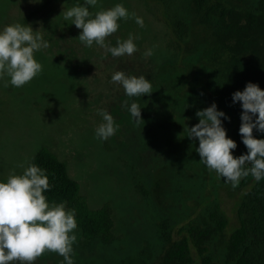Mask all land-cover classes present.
Here are the masks:
<instances>
[{
  "label": "rangeland",
  "instance_id": "obj_1",
  "mask_svg": "<svg viewBox=\"0 0 264 264\" xmlns=\"http://www.w3.org/2000/svg\"><path fill=\"white\" fill-rule=\"evenodd\" d=\"M47 1L27 24L34 31L40 29L50 44L35 53L42 71L19 88L5 86L7 77L0 79V180L13 170L21 173L46 146L67 163L70 176L81 184L92 208L112 205L117 242L109 246L96 243L91 250H83L81 232L76 228L74 264H122V259L140 248L144 240L160 244L155 224L161 211L135 192L131 179L141 174L148 186L151 174L159 169L175 174V214H191L190 219H194L219 206L230 221L227 231L236 228L238 204L252 185L242 187L243 178L233 188L214 171L209 172L195 151L198 140L187 138L184 132L185 126L191 128L199 122L197 111L215 103L214 92L201 86L206 82L201 76L206 62H196V56L191 59L194 66L186 67L183 61L189 57L177 47L178 39L172 31L177 20L189 22V0H97V5L89 9L93 14L123 3L144 19L143 27L133 19L121 20L118 30L106 38L111 46L129 34L135 38L137 51L116 58L95 46H83L77 39L81 30L60 16L64 6L83 0H0V27L22 23ZM251 1L257 9L262 0ZM192 29L202 38V27ZM148 49L152 54L145 57ZM163 63L176 66L174 76L180 84H159L149 101L155 107L152 123H134L121 106L127 97L122 87L110 82L111 74L123 71L153 79ZM97 109H106L119 125L107 141L94 135L101 122ZM184 223L180 222L176 230ZM62 260L55 252L46 251L35 264H62Z\"/></svg>",
  "mask_w": 264,
  "mask_h": 264
},
{
  "label": "trees",
  "instance_id": "obj_2",
  "mask_svg": "<svg viewBox=\"0 0 264 264\" xmlns=\"http://www.w3.org/2000/svg\"><path fill=\"white\" fill-rule=\"evenodd\" d=\"M47 3L29 13L22 23L28 24ZM251 3V0H189V22L177 20L172 29L178 39L177 47L189 57L183 61L186 67L194 66L191 59L196 56V62H206L201 71L206 82L201 86L214 92L213 101L218 110L230 118L223 120V126L228 138L237 144L232 150L235 157L246 154L247 148L239 134L243 109L240 102L233 104L232 94L243 91L248 82L264 90V0L257 9ZM196 26L203 28L202 38L194 34L192 28ZM174 68L173 63L161 65L157 76L149 79L152 91L159 84H180ZM151 95L134 98L142 108L139 123H152L155 107L149 102ZM128 117L136 123L129 112ZM253 135L264 139V134L255 129ZM30 162L48 174L51 187L44 193L48 201L66 202L67 208L75 210L83 250H91L96 243L109 246L117 242L112 205L105 203L92 208L81 184L70 176L65 161L42 146ZM137 175L138 178L131 176L135 192L161 211L155 224L160 244L144 240L140 248L122 259V264H264V180L257 183L251 176L242 180V187L252 186L238 204V226L228 232L230 221L219 206L207 209L194 219H190L191 214H175L173 172L155 171L148 186L141 174ZM180 222L185 223L176 230Z\"/></svg>",
  "mask_w": 264,
  "mask_h": 264
},
{
  "label": "clouds",
  "instance_id": "obj_3",
  "mask_svg": "<svg viewBox=\"0 0 264 264\" xmlns=\"http://www.w3.org/2000/svg\"><path fill=\"white\" fill-rule=\"evenodd\" d=\"M41 3L42 0H30ZM97 0H83L70 7H63L61 15L80 29L79 42L85 47L103 49L112 57L132 56L137 51L135 38L117 39L111 46L106 38L115 33L121 20L133 19L143 27V17L130 12L123 3L101 9L94 14L90 8ZM40 29L33 30L25 23H12L0 27V79L7 77L5 86L22 87L42 71V64L35 53L48 49ZM152 54L148 49L145 57ZM110 82L122 87L129 100L122 102L136 123L141 119V107L134 98L152 93V82L144 75H131L123 71L111 74ZM233 104L240 102L241 125L239 134L246 154L235 157L232 150L237 144L228 138L223 120L230 119L219 111L215 103L196 112L198 123L185 126L187 138L198 140L196 152L200 162L209 172L236 188L243 178L251 176L255 182L264 180V139H257L253 130L264 134V90L258 84L248 82L243 91L232 94ZM101 122L95 127L96 138L107 141L119 129L114 117L106 109H97ZM23 167V166H22ZM45 169L29 162L19 174L11 171L5 180H0V264H35L43 253L55 252L62 257V264H74L73 242L77 228L75 210L67 208L66 202H49L44 194L50 190Z\"/></svg>",
  "mask_w": 264,
  "mask_h": 264
}]
</instances>
